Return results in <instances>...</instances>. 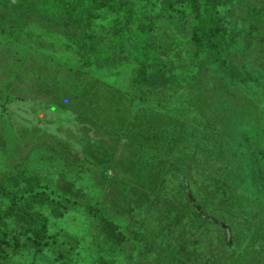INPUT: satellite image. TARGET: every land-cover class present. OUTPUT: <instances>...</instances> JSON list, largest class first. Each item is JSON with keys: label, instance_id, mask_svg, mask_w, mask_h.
<instances>
[{"label": "rangeland", "instance_id": "374dc122", "mask_svg": "<svg viewBox=\"0 0 264 264\" xmlns=\"http://www.w3.org/2000/svg\"><path fill=\"white\" fill-rule=\"evenodd\" d=\"M137 1V9L152 14L161 4ZM217 12L225 28L242 32L238 57L260 84L238 85L229 94L213 81L186 85L176 102L170 94L163 104L130 83V63L81 76L78 58L57 31L30 24L18 26L16 35L0 30V93L13 86L12 95L28 103L18 111L39 113V125L56 127L49 136L36 135L0 106V173L20 169L25 176L57 181L77 200L61 216L33 210L62 245L41 252L28 245L0 264H96L100 255L111 264H264V157L252 153L261 148L264 134V0H221ZM10 23L3 17L0 28ZM159 29L174 74L188 75L194 64L187 38L174 27L171 36L165 25ZM65 111L77 116L68 120ZM216 138L217 160L189 155L186 167L178 168L181 161L174 157L190 151V142L211 149ZM106 166L112 174H99ZM190 169L206 172L199 184L193 182L202 199H226L216 203L223 225L196 230L182 224L188 210L176 203L181 191L171 181L175 172L192 178ZM12 218L0 225L23 235L22 222ZM58 248L65 251L62 259Z\"/></svg>", "mask_w": 264, "mask_h": 264}, {"label": "trees", "instance_id": "16d2710c", "mask_svg": "<svg viewBox=\"0 0 264 264\" xmlns=\"http://www.w3.org/2000/svg\"><path fill=\"white\" fill-rule=\"evenodd\" d=\"M160 1L157 14H152L137 9L138 1L134 3V0H0V23L3 17L11 19V23L0 30L8 35H16L18 26L30 24L43 30L47 28L51 33L57 31V34L70 43V49L78 58V72L82 71L81 76L86 70L116 68L130 63L134 66L130 83L137 88L145 87L148 94L159 98L160 104L166 99L171 100L170 94H173L172 102H176L178 91L186 85L203 86L213 81L214 85L222 87L221 93L229 94L238 85L260 84L259 77L242 64L238 57L237 43L242 32L225 28L223 19L218 15L217 7L221 0ZM5 8L8 12L4 14ZM145 9H148V6ZM160 25H165L167 30L174 27L178 32L180 29L182 35L187 38L186 45L189 51L191 50L189 60L194 64V69L188 75L179 77L180 74H174L173 61L167 57L165 47L159 41ZM97 26L100 28H96ZM167 34L171 36V30ZM50 70L54 71L55 65ZM184 91L188 92L186 88ZM14 93L13 86L7 88L5 95L0 93V106L7 107V113L12 118L10 109L20 116L21 121L30 124L31 131L36 135L49 136L56 132L55 126L39 125L38 122L42 123L39 113L36 116L18 111L22 104L28 103L23 98L13 96ZM12 97L13 101L10 100ZM65 112L68 120L72 121L77 116L72 112ZM57 118L61 119L60 116ZM2 124L4 122L0 119V126ZM212 133L216 134L214 131ZM203 137L204 144L208 145L209 140ZM16 141L17 138L13 142ZM218 141L216 138L212 144L209 143L211 149H206L199 142L189 141L191 150H181L174 157L181 161L178 168L186 167L189 155L198 159L206 156L217 160L215 150ZM252 153L256 157H264V134L261 148ZM216 163L212 161L210 164ZM206 169L208 168H205L207 172ZM188 172L192 178L188 179L187 176L175 172V180L171 181L174 185L177 184L181 191V198L176 203L184 205V209L188 210L182 224L196 230L204 227L212 230L216 224L223 225L219 219L224 214L216 207V203L226 199H202L193 182L199 184L203 177H206V172L193 169ZM99 174L109 176L112 170L106 166ZM20 179L26 183L24 186L19 183ZM66 189L67 186H62L57 181L50 182L47 178L25 176L20 169L0 173V221L5 217H13L12 220L21 221L25 227L24 234L21 235L24 239H21L20 235L0 225L1 262L7 261L10 253L18 255V250L23 251L28 245L36 252H41L46 247L55 250L62 245L58 236L48 234L43 217L32 213L34 209L44 208L54 215L58 213L61 216L67 205L77 203L72 191ZM87 209L90 212L96 211L91 206ZM28 210L29 213L26 212ZM64 252L58 248V258L62 259ZM97 262L111 264L109 259L101 255L96 258V264Z\"/></svg>", "mask_w": 264, "mask_h": 264}]
</instances>
